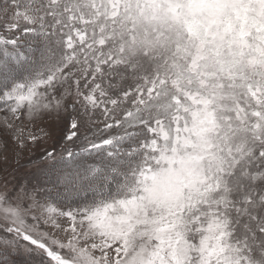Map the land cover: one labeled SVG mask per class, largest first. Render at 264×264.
Listing matches in <instances>:
<instances>
[{
	"label": "snow or ice",
	"instance_id": "1",
	"mask_svg": "<svg viewBox=\"0 0 264 264\" xmlns=\"http://www.w3.org/2000/svg\"><path fill=\"white\" fill-rule=\"evenodd\" d=\"M0 133V264H264V0H0Z\"/></svg>",
	"mask_w": 264,
	"mask_h": 264
},
{
	"label": "rangeland",
	"instance_id": "2",
	"mask_svg": "<svg viewBox=\"0 0 264 264\" xmlns=\"http://www.w3.org/2000/svg\"><path fill=\"white\" fill-rule=\"evenodd\" d=\"M4 138H7L6 134L0 133V141ZM8 145L9 147L6 153L0 151V178L8 175V179L13 182L30 178L31 174L35 171L31 167L30 161L39 157L41 149L35 147L17 156L13 151L14 142L10 138H8ZM5 155L8 157L6 161L4 159Z\"/></svg>",
	"mask_w": 264,
	"mask_h": 264
}]
</instances>
